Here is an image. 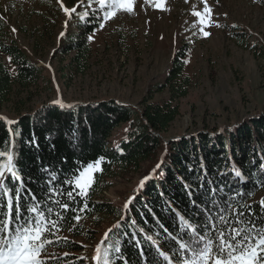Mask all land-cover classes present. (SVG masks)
<instances>
[{
  "label": "trees",
  "instance_id": "trees-1",
  "mask_svg": "<svg viewBox=\"0 0 264 264\" xmlns=\"http://www.w3.org/2000/svg\"><path fill=\"white\" fill-rule=\"evenodd\" d=\"M256 1L264 4V0ZM76 2L65 0L67 6H73ZM97 23L78 21L74 24L75 28L62 36L58 51L62 55L72 53L68 64L71 70L84 72L86 69L90 57L88 36ZM5 27L6 23L0 16L1 31ZM3 56L8 57L9 64L3 60ZM43 72L44 67L32 61L15 39L5 41L0 35V110L10 103L11 109L6 117L8 121L16 122L10 126L0 116V152L15 151L18 154V167L24 177L32 178L28 187L37 193L38 198L41 182L46 179V175L41 173L42 167L47 166L63 179L79 162L87 163L103 156V171L96 176L99 181L103 173L112 175L119 171H137L142 161L154 158L161 152L162 156L153 168L156 169L155 173L152 169L144 175L153 174V178L143 187H139V182L124 202L136 197L127 210L124 206L96 198L98 182L90 190L89 210L81 213V217L92 220V223L99 217L109 218L111 224L105 232L117 222L121 225L113 229L109 239L105 240L103 234L102 247L111 246L110 250L114 253L119 235V244L129 264H143L139 253L148 246L141 244L136 247V240H142L144 235H155L163 242L167 233L158 226V221L174 234L179 230L175 212L167 208L166 202L186 218H191L192 222H201L203 217L197 215L199 208L192 205L184 189L185 183L191 185L193 198L201 206H211L213 198L223 200L240 193L232 202L233 207L239 201L240 204L251 205L254 212H260V201L264 197L255 196L264 187V168L261 167L264 164V113L256 112L224 132H188L165 140L167 130L179 114L178 105L171 101L159 103L148 98L142 102L140 109L108 98L69 103L75 107L61 109L48 100L28 111L33 89L45 85L48 94L55 93L52 81ZM181 73L182 62L178 58L166 80L174 91L172 99L185 94V88L180 86V82L184 81ZM124 123L128 127L126 136L112 142V133ZM16 133L21 135L17 137ZM33 139L35 143H29ZM157 164H160L158 169ZM234 167L245 175L243 184L234 179ZM219 173L226 175L222 177ZM204 175L206 179L201 181L200 177ZM208 180L213 183L209 185ZM201 183L204 184L203 188L200 187ZM221 188L223 191H220ZM210 189H216V192L210 194ZM62 199L66 200V197ZM74 215L71 212L67 214L60 230L69 231L71 228L70 232L74 231L75 235H87L91 229L82 222L76 224L71 218ZM121 217L124 219L121 220ZM133 233H136V240L131 239ZM55 241L54 244L65 252L57 254L55 264H93L85 261L83 254L71 253L80 250L82 245L67 239ZM117 264H122V261H117Z\"/></svg>",
  "mask_w": 264,
  "mask_h": 264
},
{
  "label": "rangeland",
  "instance_id": "rangeland-1",
  "mask_svg": "<svg viewBox=\"0 0 264 264\" xmlns=\"http://www.w3.org/2000/svg\"><path fill=\"white\" fill-rule=\"evenodd\" d=\"M63 3L76 7L77 13L66 16L58 0H0V16L6 23L5 29H0L2 39H15L32 61L44 67L43 73L55 88L54 94H48L45 85L33 89L26 111L57 99L69 104L112 98L140 109L148 98L159 103L171 101L178 105L179 114L165 140L188 132H224L256 112L264 113V4L256 0H207L212 9V25L205 28L211 33L208 37L200 32L199 18L193 15L203 11V0H166L167 10L163 11L154 8V0H134V13H118L103 29L90 15L88 22L98 23L89 34H94L88 41L89 63L84 72H77L68 66L72 53L58 51L60 33H68L78 21L83 23L78 13H91V9L87 0H77L73 6H67L65 0ZM178 58L184 79L180 86L186 91L172 99L174 91L166 80ZM3 60L9 64L7 56ZM10 106L8 103L0 110L5 120ZM127 128V124H120L112 133V142L125 137ZM161 156L158 152L142 161L137 171L103 173L99 181L96 179V198L124 206ZM255 197H264V187ZM80 222L91 229L87 235L60 230L50 237L53 243L47 252L54 258L48 264H55L59 252L65 253L54 244L57 238L82 245L71 253L83 254L85 261L95 264L96 245L111 220L99 217L92 223L82 217Z\"/></svg>",
  "mask_w": 264,
  "mask_h": 264
},
{
  "label": "snow or ice",
  "instance_id": "snow-or-ice-1",
  "mask_svg": "<svg viewBox=\"0 0 264 264\" xmlns=\"http://www.w3.org/2000/svg\"><path fill=\"white\" fill-rule=\"evenodd\" d=\"M58 2L69 18L73 13H77L76 7H66L63 0ZM94 3L98 7L93 8ZM203 3V11H194L193 15L199 18L200 32L204 37H208L211 33L205 31V28L212 25V9L207 0H203ZM87 4L91 13H78L79 19L87 23V18L91 15L98 20L100 29L118 13L132 14L135 11L134 0H87ZM153 6L158 10H167L166 0H154ZM12 31L15 32L16 29L13 28ZM64 35V32L60 33V36ZM93 39L94 34L88 36L89 41ZM53 104L61 109L75 107L63 103L60 99L53 101ZM6 122L10 126L16 123ZM15 135L19 137L21 133ZM29 143H35V139ZM18 160L19 156L15 151L0 152V264H48L49 259L54 258L47 252V246L53 243L50 237L56 236L60 231L61 224L69 212L75 213L71 218L79 224L81 213L89 210V193L96 182L97 174L103 171L105 157L101 156L87 163L79 162L63 179L47 166L42 167L41 173L46 175V179L41 182L39 198L37 193L28 187L32 178L22 175ZM261 167L264 168V164ZM156 168H160V164H157ZM189 170L192 171V168ZM155 171L156 169H153V173ZM232 171L238 183L243 184L246 181L240 169L234 167ZM206 172L205 169V174ZM219 175L223 177L226 174ZM152 178L153 174L145 176L139 187H143ZM200 179L204 181L206 175ZM207 183L211 185L213 181L208 180ZM200 187L203 188L204 184L201 183ZM44 188H47L46 192ZM184 189L188 192L192 205L199 208L197 215H202V221L192 222L191 218H186L166 202L167 208L175 212L179 230L174 234L158 221V226L167 233L163 242L155 235H144L142 240H136V233H133L131 239L136 240V247L141 244L148 246L139 253L143 264H264V198L260 201V212L256 213L251 205L240 204L239 201H236V207H233L232 202L240 193L223 200L213 198L210 201L211 206H201L193 198L191 185L185 183ZM220 191H223V188ZM215 192L216 189H210V194ZM65 197L66 200L62 199ZM135 199V196L129 198L124 205L125 210ZM123 219L124 217H121V220ZM120 226V222H117L113 228L106 231L105 240L109 239L113 229ZM71 230L70 228L69 231ZM140 231L143 232V229ZM103 243L101 241L96 245V254L92 257L95 264H117V261L129 264L119 244V235L114 253L110 250L111 246L102 247Z\"/></svg>",
  "mask_w": 264,
  "mask_h": 264
}]
</instances>
